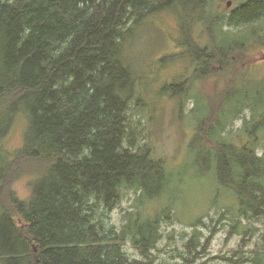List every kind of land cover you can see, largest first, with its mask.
<instances>
[{"label": "trees", "instance_id": "obj_1", "mask_svg": "<svg viewBox=\"0 0 264 264\" xmlns=\"http://www.w3.org/2000/svg\"><path fill=\"white\" fill-rule=\"evenodd\" d=\"M213 5L212 0H0V139L15 125L24 123L27 130L23 145L12 155L0 146V246L5 247L0 260L154 264L152 251L162 237L163 215H169L171 207L167 214L164 209L150 213L140 208L159 201L170 180L164 160L132 118L137 110H150L139 95L143 73L135 74L127 47L145 20L175 12L187 37L185 54L197 68L186 83L172 82L165 89L185 102L192 80L208 78L217 62L233 71L232 55L237 64L250 62V51L240 47L261 37L255 29L234 39L222 27L259 22L264 0H245L230 15H219ZM194 23L205 26L209 44L196 43L192 52ZM215 27L220 28L217 34ZM247 73L239 66L214 113L207 92L197 95L203 96L206 110L192 147L197 146L202 173H215L240 201L238 209L226 205L227 211L237 218L259 219L264 216V154H257L264 136V80L255 83ZM247 106L252 118L243 131L254 143L237 145L223 133ZM27 173L34 177L31 195L22 200L11 184ZM124 189L140 190L141 195L131 207L138 211L125 212L124 224L118 227L109 211L127 193ZM201 223L202 215L192 226ZM240 224L231 231L238 233ZM127 242L143 258H133L125 250ZM199 245L196 232L186 246L191 253ZM255 262L262 264L264 256Z\"/></svg>", "mask_w": 264, "mask_h": 264}, {"label": "rangeland", "instance_id": "obj_2", "mask_svg": "<svg viewBox=\"0 0 264 264\" xmlns=\"http://www.w3.org/2000/svg\"><path fill=\"white\" fill-rule=\"evenodd\" d=\"M228 1L212 0L219 15H230L245 0H231V6H227ZM172 12L164 11L145 20L137 28L127 47V57L136 71L135 74L140 71L143 73L144 85L139 84V95L150 110H137L132 114V118L135 125L142 127L144 138L152 143L157 155L164 160L170 180L159 201L148 206L142 205L140 208L146 212L149 210L150 213L164 209L163 214H167L165 210L171 207V213L163 215L162 237L152 251L154 264H256L255 259L264 256V216L259 219H247L240 215L237 218L228 212L226 205L232 204V207L238 209L240 201L232 195L231 190L219 183L215 173H202L195 157L197 146L192 147L200 116L206 110L203 96L200 94L197 98V95L201 90L207 92L205 97L211 112L214 113L221 105L222 89L237 74L242 61L237 64L234 55L230 57L234 62L233 71H226L222 63L217 62L210 78L196 82L192 80L190 97L185 102L183 97L166 91L165 85L186 83L185 79L191 77L197 68L192 56L188 58L185 54L187 37L183 32V25L178 21L179 18ZM222 28L230 30L235 35L234 39L244 36L246 32L251 34L256 29V33L261 36L258 42H245L240 48L250 51L251 58L263 54L264 18L246 27ZM219 30V27H215L214 32L217 34ZM191 36L195 41L192 43V52L196 49V43L202 46L209 44L206 28L201 23L193 24ZM243 69L248 72L247 78L255 79V83L264 80V59L245 65ZM143 88L147 93L143 92ZM232 111L233 108L228 115ZM251 118L252 109L247 106L243 114L227 126L223 135L228 134L237 145L254 143V139L243 131L246 121ZM24 126L22 123L11 127L0 139L1 148L8 154L12 155L23 145L24 133L27 131ZM2 129L4 106H0V133ZM257 154H264V136L257 147ZM33 178L29 173L19 179L14 178L11 187L17 197L22 200L30 197ZM124 191L127 193L122 195L119 202L109 211L110 221L118 227L124 224L125 212L138 211L131 207L134 199L141 195L140 190ZM201 215L203 223L192 226ZM239 221V232L233 233L232 227ZM244 230L248 233L244 234ZM196 232L200 237V247L190 253L186 245ZM125 247L133 258H143L132 242H127ZM1 249L5 247L0 246ZM0 264H6V260H0Z\"/></svg>", "mask_w": 264, "mask_h": 264}, {"label": "water", "instance_id": "obj_3", "mask_svg": "<svg viewBox=\"0 0 264 264\" xmlns=\"http://www.w3.org/2000/svg\"><path fill=\"white\" fill-rule=\"evenodd\" d=\"M231 4H232V1L229 0V1L227 2V6H231ZM261 57L264 58V54H263Z\"/></svg>", "mask_w": 264, "mask_h": 264}, {"label": "flooded vegetation", "instance_id": "obj_4", "mask_svg": "<svg viewBox=\"0 0 264 264\" xmlns=\"http://www.w3.org/2000/svg\"><path fill=\"white\" fill-rule=\"evenodd\" d=\"M244 64V63H243Z\"/></svg>", "mask_w": 264, "mask_h": 264}]
</instances>
